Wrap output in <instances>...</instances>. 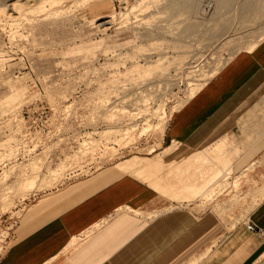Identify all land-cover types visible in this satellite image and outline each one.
<instances>
[{
	"label": "rangeland",
	"instance_id": "374dc122",
	"mask_svg": "<svg viewBox=\"0 0 264 264\" xmlns=\"http://www.w3.org/2000/svg\"><path fill=\"white\" fill-rule=\"evenodd\" d=\"M259 3L1 0L0 257L47 195L127 161H139L127 172L165 197V213H250L261 197L240 187L241 152L226 167L231 140L188 153L161 139L175 110L264 38V14L247 8Z\"/></svg>",
	"mask_w": 264,
	"mask_h": 264
},
{
	"label": "crops",
	"instance_id": "0c3cea01",
	"mask_svg": "<svg viewBox=\"0 0 264 264\" xmlns=\"http://www.w3.org/2000/svg\"><path fill=\"white\" fill-rule=\"evenodd\" d=\"M252 47L170 115L161 139L163 150L188 153L231 140L239 149L226 167L241 152L249 163L237 174L240 187L261 197L250 213L236 222L213 212L165 213V197L127 172L139 161H127L47 195L38 215L28 210L0 264H264V38Z\"/></svg>",
	"mask_w": 264,
	"mask_h": 264
},
{
	"label": "bare ground",
	"instance_id": "6f19581e",
	"mask_svg": "<svg viewBox=\"0 0 264 264\" xmlns=\"http://www.w3.org/2000/svg\"><path fill=\"white\" fill-rule=\"evenodd\" d=\"M27 1V0H26ZM174 1V0H173ZM177 1V0H176ZM221 1V0H220ZM232 1H234V0H225V3L226 4H224L225 6H229V3H231ZM0 2H1V0H0ZM2 2H5V1H2ZM8 2H9V0H8ZM171 2V1H170ZM189 2V1H188ZM187 2V3H188ZM192 2H194V1H192ZM182 3L181 5L179 4V3H176L175 2V7H179L180 9L179 10H181V11H185L186 10V8L187 9H190L191 11L195 8L194 7V3H196V2H194V3ZM224 2V1H223ZM255 2V1H254ZM6 3V2H5ZM24 3H25V1H24ZM236 3V2H235ZM2 4V3H1ZM26 4H28V2H26ZM5 4H3V6H4ZM8 5V4H7ZM6 5V6H7ZM10 5V4H9ZM8 5V6H9ZM170 5V4H169ZM171 5H173V3L171 4ZM235 5V4H234ZM12 6V5H11ZM168 6V5H167ZM1 7V6H0ZM147 7V6H146ZM232 7V6H231ZM28 8V7H27ZM170 8V7H169ZM228 8V7H227ZM247 8H249V10L251 9V10H253V11H255V12H258V13H262V14H264L263 12H264V3H259L258 5H254L253 6V8H250V6L249 7H247ZM5 9V8H4ZM7 9V8H6ZM12 9V8H11ZM146 9V8H145ZM173 9V8H172ZM172 9H170L171 11H174L175 12V10H172ZM229 9H230V7H229ZM195 11H196V9H194ZM222 10V9H221ZM223 10H225V8L223 7ZM180 11V12H181ZM177 12V11H176ZM186 12V11H185ZM193 12V11H192ZM218 12V11H217ZM1 13V12H0ZM4 13V12H3ZM3 13H1V14H3ZM183 13V12H182ZM187 13V12H186ZM195 13V12H194ZM5 14V13H4ZM12 14V13H11ZM10 14V15H11ZM17 14V13H16ZM189 14V13H188ZM220 14V13H219ZM192 28V26L190 27V29ZM191 30H194L193 28L191 29ZM24 184H26V183H24ZM28 185V184H27Z\"/></svg>",
	"mask_w": 264,
	"mask_h": 264
},
{
	"label": "built area",
	"instance_id": "2783aa9c",
	"mask_svg": "<svg viewBox=\"0 0 264 264\" xmlns=\"http://www.w3.org/2000/svg\"><path fill=\"white\" fill-rule=\"evenodd\" d=\"M247 229L251 232H255L258 235H262V232L260 230H258L252 223L247 222Z\"/></svg>",
	"mask_w": 264,
	"mask_h": 264
}]
</instances>
